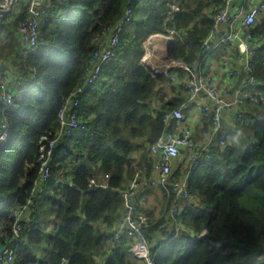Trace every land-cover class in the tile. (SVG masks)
Instances as JSON below:
<instances>
[{
	"label": "trees",
	"instance_id": "trees-1",
	"mask_svg": "<svg viewBox=\"0 0 264 264\" xmlns=\"http://www.w3.org/2000/svg\"><path fill=\"white\" fill-rule=\"evenodd\" d=\"M127 3L51 0L37 45L30 52L16 34L27 8L15 18L9 14L0 28V76L8 78L7 92L14 95L11 106L0 105V123L7 128L0 151V245L6 247L12 238L10 210L32 197L36 203L20 223L11 264H140L125 242L110 243L108 231L122 213L119 192L125 178L137 168L149 174L152 164L145 148L170 128L165 114L184 104L178 97L153 107L160 84L167 79L152 76L138 63L141 43L147 34L174 28L177 35L170 59L193 64L222 0H139L133 5V20L120 39L116 59L109 64L118 73L115 85L97 95L88 108V101L81 98L77 115L85 132L61 139L53 149L54 159L63 146L73 153L75 148H68L66 142H79L85 134L87 138L81 140L87 144L85 165L75 170L70 184L51 189L40 204L37 193L32 196L40 140L55 132L64 100L83 84L93 42L104 36ZM172 4L183 11L166 24L164 16ZM251 34L259 44L251 75L260 84L263 101L241 123L224 125L225 147L214 141L190 168L191 201L175 218L167 238L150 247L153 264H264V19ZM244 77L240 74L239 82ZM205 116L204 130L210 122V116ZM51 166L52 178L54 162ZM147 215L148 225L140 237L145 239L166 222Z\"/></svg>",
	"mask_w": 264,
	"mask_h": 264
},
{
	"label": "built area",
	"instance_id": "built-area-1",
	"mask_svg": "<svg viewBox=\"0 0 264 264\" xmlns=\"http://www.w3.org/2000/svg\"><path fill=\"white\" fill-rule=\"evenodd\" d=\"M17 1L0 0V28L5 18L13 11ZM26 1H28L27 17L17 26L16 34L21 45L27 52H30L37 45L39 26L51 0ZM127 1V6L120 17L102 34L107 36V40L103 41L101 38L93 42L95 49L87 63L83 84L64 100L57 115L55 132L43 136L40 140L37 158L38 178L32 196L45 189L51 180V164L54 162L55 145L63 138L86 130L85 125L78 118L77 109L86 92L102 81L104 68L117 57L120 39L133 20V5L139 0ZM238 1L241 4L242 0H222L212 16V29L201 43V55L191 65L171 60L167 54L169 45L173 43L177 35L174 28L165 27L162 32L147 34L141 43L142 53L138 63L145 67L152 76H164L171 84L179 82L183 84L189 105L199 114L210 116L209 128L203 132L201 141H196L188 127H181L177 132L168 128L157 141L146 146L152 169L157 172L156 183L166 189L171 200L167 217L170 222H174L182 212L184 205L191 201L187 186L190 168L208 152L214 141L219 144L220 148L225 147L224 125L232 127L241 123L251 108L259 106L263 101L259 89L260 84L251 75L254 52L259 46L258 42L253 40L251 30L258 21L264 19V0L252 4L247 10L236 6L235 2ZM182 11L183 8L178 4L169 5L164 22L171 23L174 17ZM236 23L239 24L242 35L235 31ZM158 40L164 41V45L160 46ZM216 49L223 52L222 65L226 68V74L230 78L236 81L240 74L245 75L238 85L234 84L232 87L228 85L226 88L219 89L217 83L205 73L207 60L211 58ZM239 49L243 50V58L239 59L238 65L231 66V60ZM180 71L183 73L181 78ZM7 81L6 76H0V105L5 107L11 106L14 98L13 94L7 92ZM201 97L207 102H202ZM227 114H229L228 118ZM164 121L170 127L172 121L179 124L184 123L186 117L181 108H176L165 114ZM6 140V125L0 123V151ZM182 161L187 168L184 178L173 175ZM139 175L140 171H135L129 184L119 192L122 213L113 229L108 231L109 241L112 245L125 242L131 255L140 263L153 264L149 249L157 241V236L164 228V224L146 239L140 238L143 228L148 225L149 218L147 212L139 207ZM90 184H94V180H90ZM35 205L32 197L26 204L15 206L10 210L8 218L13 220L12 238L0 252V264L12 263L14 250L19 241L20 223L29 217Z\"/></svg>",
	"mask_w": 264,
	"mask_h": 264
},
{
	"label": "crops",
	"instance_id": "crops-1",
	"mask_svg": "<svg viewBox=\"0 0 264 264\" xmlns=\"http://www.w3.org/2000/svg\"><path fill=\"white\" fill-rule=\"evenodd\" d=\"M260 1L261 0H242L241 4L238 1L235 2V5L241 6V8L247 10L249 6H251L252 4H257ZM25 8L26 5H23L21 9L13 10L10 13L13 14L12 18H15L16 16L23 13ZM235 31L238 32L239 35H242V33H240V27L238 23L235 24ZM102 39L103 41H106L107 36H103ZM158 43L160 44V46L164 45V41L162 40H158ZM222 56H223L222 50L220 49L214 50L211 55V58L207 60L208 65L206 66L205 69V73L217 83L219 89L226 88L228 85L232 87L234 84L235 85L239 84V80L235 81L226 74V68H224L222 65ZM241 58H243V50L239 49V52H235L234 58L231 60L230 63L231 66L238 65L239 59ZM182 75L183 73L180 71V77H182ZM117 77H118V73L115 74L112 71V66L109 65L106 66L103 71V78L101 83L95 85V87L92 88L91 93L85 97L83 96L82 98V100L88 101V103H86V108L92 106V102L96 101L95 97L97 95L105 92V89H107L108 87L114 86L117 81ZM179 83L171 84L168 83L167 80L161 83L159 88L160 91L158 95L153 99V107L158 108L161 104H163L166 101H171L175 98L181 97L182 100H184L183 101L184 104L179 108H181L182 112L184 113L186 117V121L180 124L172 121L170 123V128L173 129V131L177 132L181 127H188L191 129L196 141H201L203 132H205L209 128V125L208 126L206 125L207 126L206 130H204V126H205L204 122L206 120V116L199 114L196 110H194V108L191 105H189L188 96L186 95V93L182 89V86ZM200 100L204 103L207 102L202 97L200 98ZM92 115L94 117L97 116L95 113H93ZM228 117L229 114H227V118ZM81 133L82 132H77L75 134L82 135ZM84 137L87 138V135L84 134L83 138ZM81 140L79 142L77 141L75 142L72 140L66 142L68 148L70 149L75 148L73 153H69L67 151L68 149H66L64 146L61 147L55 153V159H54L55 166L53 169V175L51 181L49 185L45 187V189L37 193V204L39 203V201L41 202L45 194L52 193L51 189L53 190L58 186L61 187L62 184H66V183L70 184L73 181L75 170L85 165L86 156H87V144L85 145V141L84 140L81 141ZM137 170L140 171L139 207L140 209H143L145 212H147V214L151 216L152 220L157 221L163 219L164 221H166L164 223V228L162 229V231L160 232V234L157 236L156 239L157 241L163 240L167 238V236L171 232L172 226H174L173 225L174 222H170L167 220L168 210L171 200L169 199L166 189L156 183L157 180L156 171H154L151 168L149 170V174L146 175L143 168H137L136 171ZM175 171L177 172L175 173L176 176L184 178L185 175L184 172L187 171L186 164L182 161ZM133 175H129L125 178L123 182V188H125L129 184ZM51 224L49 223L47 227V233L49 234L51 232ZM99 228H101V230L103 231L106 230V228H103V226L102 227L99 226Z\"/></svg>",
	"mask_w": 264,
	"mask_h": 264
},
{
	"label": "rangeland",
	"instance_id": "rangeland-1",
	"mask_svg": "<svg viewBox=\"0 0 264 264\" xmlns=\"http://www.w3.org/2000/svg\"><path fill=\"white\" fill-rule=\"evenodd\" d=\"M27 4H28V1H26V0H18L13 10L21 9V8L23 7V5H27ZM8 62H9V61H8ZM8 65H9V64H8ZM9 71H10V70H9ZM8 74H9V73H8ZM10 75H11V79H12L13 77H12L11 71H10ZM10 75H9V76H10ZM175 173H176V171L173 172V175H174V176H176Z\"/></svg>",
	"mask_w": 264,
	"mask_h": 264
},
{
	"label": "water",
	"instance_id": "water-1",
	"mask_svg": "<svg viewBox=\"0 0 264 264\" xmlns=\"http://www.w3.org/2000/svg\"><path fill=\"white\" fill-rule=\"evenodd\" d=\"M172 44L173 43H171L170 45H169V47H168V56H169V52H170V49H171V47H172ZM4 250V247L2 246V245H0V252H2Z\"/></svg>",
	"mask_w": 264,
	"mask_h": 264
},
{
	"label": "bare ground",
	"instance_id": "bare-ground-1",
	"mask_svg": "<svg viewBox=\"0 0 264 264\" xmlns=\"http://www.w3.org/2000/svg\"><path fill=\"white\" fill-rule=\"evenodd\" d=\"M51 181V180H50Z\"/></svg>",
	"mask_w": 264,
	"mask_h": 264
}]
</instances>
